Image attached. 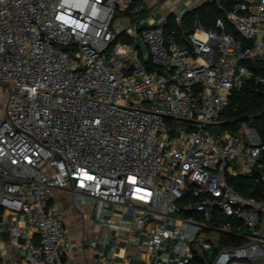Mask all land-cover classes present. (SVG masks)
Returning <instances> with one entry per match:
<instances>
[{
	"label": "built area",
	"instance_id": "1",
	"mask_svg": "<svg viewBox=\"0 0 264 264\" xmlns=\"http://www.w3.org/2000/svg\"><path fill=\"white\" fill-rule=\"evenodd\" d=\"M238 1L214 29L195 26L187 47L163 20L139 28L143 58L116 24L145 13L134 0H0V208L22 264H68L77 247L57 193L128 233L133 252L116 262L111 248L99 264H264L255 202L229 184L261 167L264 145L248 125L221 131L232 92L251 77L245 63L264 61V0ZM214 233L244 241L215 251Z\"/></svg>",
	"mask_w": 264,
	"mask_h": 264
},
{
	"label": "trees",
	"instance_id": "2",
	"mask_svg": "<svg viewBox=\"0 0 264 264\" xmlns=\"http://www.w3.org/2000/svg\"><path fill=\"white\" fill-rule=\"evenodd\" d=\"M136 3L137 0H134ZM239 4L238 0H225L218 2L206 1L201 5L185 12L180 21H176V16L171 14L165 19L164 33L166 37H173L180 46L184 44V38L195 29L196 21L207 30L215 28L218 19H224L227 12L233 11ZM225 30L234 36L237 41H243L240 36L226 24ZM120 41L131 44V40L121 37ZM150 65L149 62L146 63ZM251 73V77L244 79L241 86L235 89L228 102V106L221 115V131L230 134L237 133L241 127L248 125L254 129L259 141L264 145V61H254L245 63ZM260 168L254 170L250 176H239L229 179V184L242 197L252 198L257 202L264 200V154L260 160ZM3 210L0 208V218ZM214 219L218 224H226L230 218L220 216L214 212ZM239 225V222H236ZM244 241L242 237L231 234H220L215 251L225 246L238 245ZM199 256H195L192 264H202Z\"/></svg>",
	"mask_w": 264,
	"mask_h": 264
},
{
	"label": "crops",
	"instance_id": "3",
	"mask_svg": "<svg viewBox=\"0 0 264 264\" xmlns=\"http://www.w3.org/2000/svg\"><path fill=\"white\" fill-rule=\"evenodd\" d=\"M183 1L187 3L190 0ZM206 1L208 0H194L193 3H198L196 5H190L193 9ZM178 3L179 0H149L147 2L146 0H137L135 4L143 5L146 11L138 18H128L125 16V14H121L119 16V19L122 18V20H124L129 25L125 29L119 28L122 31L120 38L125 37L131 40V45H136L142 53L143 58H145L146 49L143 47L140 40L139 28L160 20L165 22V19L169 15H175V12L173 11ZM156 5H159L161 9H166L167 14L164 18H156L153 20L149 17V12L152 7H155ZM187 46L188 45L185 37L184 44L181 47ZM257 140H259L258 136ZM53 202L58 206V217L71 229L69 240L77 245V247L68 252V255L64 259L68 262V264H99V255L102 254L107 256L111 248H113V259L116 262L121 261V257L124 254V249L126 250L125 253L127 254L133 252V246L129 240L130 237L128 238V233H125L124 231L116 232L94 224L90 216L91 212L89 208H83L79 211L73 209L69 196L61 193L56 194ZM254 202L255 204L249 206V208L258 212L260 219V215L264 217V200L260 202L254 200ZM115 213L119 215V212ZM11 225L12 218L7 214H3L0 218V264H9L12 261L22 264V259L24 257L22 251L14 249L8 244V229ZM259 231L262 233V235H264V221L260 220ZM105 234L110 237L108 244H97L95 248H91L89 246L90 241H97L102 235ZM31 240L33 243H35L36 236H31ZM1 248H6V255H2Z\"/></svg>",
	"mask_w": 264,
	"mask_h": 264
},
{
	"label": "rangeland",
	"instance_id": "4",
	"mask_svg": "<svg viewBox=\"0 0 264 264\" xmlns=\"http://www.w3.org/2000/svg\"><path fill=\"white\" fill-rule=\"evenodd\" d=\"M149 0H146V2ZM194 0H190L189 2L185 3L183 0H179V3L175 6V9L173 12H175L176 16H182L185 12L189 11L192 9L190 4H194L196 5L197 3H193ZM167 14V10L166 9H161V7H159V5H156L155 7H152V9L149 12V17L152 18L153 20L156 18H164ZM158 20V19H157ZM116 24L118 28H122L125 29L127 28L129 25L122 20V18L116 20ZM143 45V44H142ZM144 47V45H143ZM5 95H6V87L2 84H0V109L2 108V104H4L5 101ZM260 220L264 221V217H262V215H260ZM232 225H236V219H230L229 221ZM240 225V223H239ZM205 234L208 233H202L201 236H206ZM211 234V233H210ZM212 236H219L218 233H214L212 234ZM215 246V243H214Z\"/></svg>",
	"mask_w": 264,
	"mask_h": 264
},
{
	"label": "water",
	"instance_id": "5",
	"mask_svg": "<svg viewBox=\"0 0 264 264\" xmlns=\"http://www.w3.org/2000/svg\"><path fill=\"white\" fill-rule=\"evenodd\" d=\"M195 25H196V27H200V25L197 21H196Z\"/></svg>",
	"mask_w": 264,
	"mask_h": 264
}]
</instances>
